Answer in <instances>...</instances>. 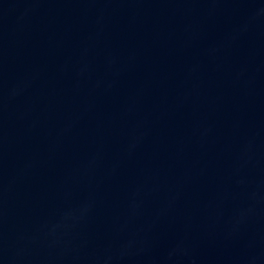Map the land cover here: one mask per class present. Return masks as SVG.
<instances>
[{
    "label": "water",
    "instance_id": "obj_1",
    "mask_svg": "<svg viewBox=\"0 0 264 264\" xmlns=\"http://www.w3.org/2000/svg\"><path fill=\"white\" fill-rule=\"evenodd\" d=\"M0 264H264V0H0Z\"/></svg>",
    "mask_w": 264,
    "mask_h": 264
}]
</instances>
